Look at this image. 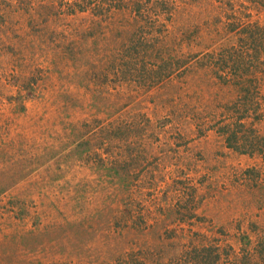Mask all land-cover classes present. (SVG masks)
<instances>
[{"label": "rangeland", "instance_id": "rangeland-1", "mask_svg": "<svg viewBox=\"0 0 264 264\" xmlns=\"http://www.w3.org/2000/svg\"><path fill=\"white\" fill-rule=\"evenodd\" d=\"M0 264H264V0H0Z\"/></svg>", "mask_w": 264, "mask_h": 264}, {"label": "trees", "instance_id": "trees-1", "mask_svg": "<svg viewBox=\"0 0 264 264\" xmlns=\"http://www.w3.org/2000/svg\"><path fill=\"white\" fill-rule=\"evenodd\" d=\"M222 73H219V74H217V76H218V78H222V75H221ZM244 81V80H243ZM241 91L244 93V94H253L254 93V90H252V88H251V86L250 85H248L247 83H245V81H244V83H243V86H242V88H241ZM238 110L239 111H243V108H241V107H239L238 108ZM247 113H249V111H247V109H245L244 110V113L242 114V115H240L238 118H236L237 119V121L239 122L240 120H242L243 118H244V115L245 114H247ZM237 126V125H236ZM241 137H239V134L237 133V132H234V130L231 132V134L228 136V141L229 142H238L239 141V139H240ZM232 146V143H230V147ZM238 147H236L235 149H237ZM206 249H203L202 251H205Z\"/></svg>", "mask_w": 264, "mask_h": 264}]
</instances>
